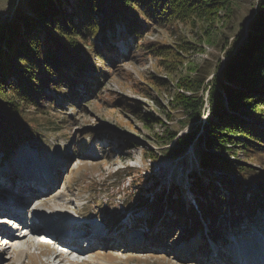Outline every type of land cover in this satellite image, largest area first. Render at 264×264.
<instances>
[{
    "label": "rangeland",
    "instance_id": "rangeland-1",
    "mask_svg": "<svg viewBox=\"0 0 264 264\" xmlns=\"http://www.w3.org/2000/svg\"><path fill=\"white\" fill-rule=\"evenodd\" d=\"M17 1L0 0L1 19L12 17ZM79 1L62 0L61 7L72 11L79 6ZM230 1L228 6H220L212 22H207L195 12H190L181 20L176 17L170 22L159 18L153 21L142 13L141 7L130 4L126 10L127 22H117L113 27L108 26L104 32L101 31L105 35L102 40L97 36L87 38L85 42L79 38L82 59L89 60L95 69L86 65L82 76L76 73V69L64 67V73L68 74L65 75V82L58 87L73 94L76 101L88 90H96L94 94L81 99L75 107L71 106L72 98H63L57 91H48L47 96L34 102L38 105L32 104L35 100L24 105L21 109L24 117L21 124L39 130V134H27L22 128L25 126H18L16 139L20 142L13 145V151L10 148L12 152L5 153L0 148V198H3L4 207L8 208L12 200L6 196L14 200L24 197L23 193L18 194L3 186V179L16 175L38 178L36 175L46 174L49 178H57V183L47 192L55 190L49 195L52 198L49 197L43 208L44 213L48 214L44 217L47 221L83 231L104 224L109 232L105 240H92L91 247L87 249L75 247V250H71L74 246L68 245L67 248L56 241L53 238L55 236L51 234L48 237L45 229H40L28 243L27 254L8 250L6 252L9 254H5L7 257L2 256L4 259L0 264H234L222 262L233 254L231 250L237 245L234 233H241L239 246L250 245L257 240L250 236L258 235L261 231L264 233L263 200L248 213L228 222L227 226L223 223L229 217L228 214L224 218L220 216L217 221L220 229L216 230L211 220L206 221L208 229L203 231L182 229L179 222L184 223V219H179L174 229H165L161 223L150 228L149 218L155 210L151 208V201L154 200L155 192L167 191L171 184H177L184 200L183 205L187 207L188 194L192 192L190 189L193 188L196 173L203 182L210 180L211 175L212 178L216 177L218 185H221L218 176L229 175L234 180V188L239 180L243 181L241 185L256 190L255 185H250L251 180L235 172L214 170L210 177L201 173L198 136L204 133L203 122L209 114L208 104L203 107L204 115L200 123V119L194 120L176 103L179 93L190 95L192 92L180 88L182 83L188 79H199L203 75L207 77L205 84L210 83L209 80L227 59V51L232 49L234 53L245 45L248 22L259 0ZM74 21L80 22L79 18ZM74 30L69 31L72 34ZM71 34L69 37H73ZM78 37L81 35L78 34ZM61 41L70 44L69 41ZM96 57H103V62H97ZM5 90L6 94L13 95L8 88ZM255 90V94L264 96V88L257 86ZM100 91L104 92L101 96L98 94ZM96 96L98 99H95ZM258 98L261 99V96ZM205 99L208 101L207 93ZM2 101L6 102L7 99ZM252 107L258 110L264 107V103L254 102L249 107L241 106L237 115L254 122L264 131V119L257 120L256 111L253 116L245 115ZM42 109H49L51 113L43 114ZM3 112L1 107L0 113ZM150 114L159 120L151 123L148 120L153 119ZM40 125L42 127L38 128ZM167 126L177 131L178 136L187 133L192 135V132L197 131L186 149L182 153L178 152L180 154L176 153L178 156L167 154V150L163 149L166 145L159 142V136H166ZM260 143L264 145L263 141ZM174 145L172 141L170 146ZM239 145H234L230 154L240 162V166H248L254 172H264V153L259 154L254 148L252 152L244 151V145ZM152 149L158 152V157L151 155ZM257 149L264 150V146ZM6 155H9L7 159ZM76 165H80L73 176L77 180L67 185ZM222 186L224 191H220L226 193L228 189ZM142 195L150 199L149 204L141 201ZM38 196L30 198L27 195L18 211L29 212L34 205L33 200ZM246 205L242 202L240 209ZM162 210L172 214L174 209L167 201ZM6 212V209L0 207V216L11 214L9 212L7 215ZM6 225L11 228L9 223ZM248 230L250 232L246 233ZM147 233L163 236L160 246L156 242L147 243ZM142 236L145 237L144 241H140ZM185 236L189 241L185 239L182 242ZM211 237L221 243V250L215 254L205 256L187 251L191 245H205L213 241ZM107 239L111 243H106ZM87 244L86 239H81L83 247ZM174 248L180 249L179 253ZM60 249L65 252L62 250L61 253ZM114 249L121 250L129 257L121 253L116 256ZM144 251L149 257L141 260L138 254ZM193 254L195 257L190 256Z\"/></svg>",
    "mask_w": 264,
    "mask_h": 264
},
{
    "label": "trees",
    "instance_id": "trees-1",
    "mask_svg": "<svg viewBox=\"0 0 264 264\" xmlns=\"http://www.w3.org/2000/svg\"><path fill=\"white\" fill-rule=\"evenodd\" d=\"M61 2L62 0H19L9 20L0 18V73L2 74H0V101L7 99L6 102H0V108L4 109V112L0 113V148H3L6 153L13 151V145L20 142L16 139L18 126H25L22 128L27 134H39V130L20 122L24 120L21 109L25 107L24 105L31 104V100H35L33 105H38L34 102H39L42 96H47L48 91H57L63 95V98H72L71 105L75 107L85 96L94 94L96 88L88 90L76 101L73 94L58 87L65 82V75L68 74L64 73V67H72L76 69L78 75L82 76L86 65L95 69L89 60L82 59L83 53L79 51L78 45L79 38L84 39V42L87 38L93 39L96 36L102 40L105 35L101 31L104 32L108 26L113 27L117 22H127L126 10L130 4L141 7L142 13L153 21L154 18H159L170 22L176 17L181 20L190 12H195L207 22H212L220 6H228L231 1L80 0L79 9L77 7L72 11L62 9ZM251 17L245 45L234 53L232 49L227 51V59L220 70L209 80L210 83L205 84L207 79L205 75L199 79L193 81L188 79L182 83L180 88L193 91V93L190 95L179 93L176 103L177 107L183 108L191 118L200 119L202 123L203 107L206 104L205 94L207 93L208 120L203 122L204 133L198 136L201 173L210 177L212 172H215L214 170L222 172L221 170L224 169L225 172H235L251 180L250 185H255L256 190L241 185L243 181L239 180L234 188V180L229 175L218 176L221 181V185H218L215 182L216 177L212 178L211 175L210 180L203 182L196 173L193 188L190 190H192L191 193L197 206L188 201L185 207L178 185L171 184L168 191L164 189L162 192H155L154 200L151 201V208L155 210L149 218L150 228L161 223L165 225V229H174V224L179 222V219L180 221L184 219V223L179 222L182 229L203 231L208 229L205 222L211 220L215 223L214 230H216L220 229V225L217 224L220 216L224 218L226 213L228 214L229 217L223 223L227 226L228 222L231 223L241 214L254 209L262 202L261 200L264 201V172H254L248 166H240V162L230 154L233 152L232 147L236 144H240V147L244 145V151L252 152L254 148L255 152L264 153V150L257 149V147L264 146L260 143V141L264 142L262 128L237 115L241 106L249 107L254 102L264 103V96L255 94L257 86L264 88V0L257 2L255 13ZM76 18H79L80 22L74 21ZM69 30L74 31L71 34ZM99 32L101 33L98 34ZM70 34L73 37H69ZM78 34L81 37H78ZM61 40L69 41L70 44H64ZM95 59L97 62H103V57ZM12 76H14L13 80ZM6 88L13 95L6 94ZM70 89L73 88L70 86ZM103 93L98 92L100 96ZM258 96H261V99ZM95 99L98 97L96 96ZM48 102L54 105L53 102ZM254 111L258 113L257 120L264 119V107L258 110L252 107L249 112H245V115L253 116ZM41 112L51 113L49 109H42ZM150 115L153 118H148L151 123L159 120L158 117H154V114ZM41 127L42 125L38 128ZM166 130H168L166 136H159L158 139L163 146L166 145L163 149L167 150L164 151L170 155L185 150L197 132H192V135L187 133L178 136V132L169 129L168 126ZM18 133L24 138L21 132L18 131ZM172 141L175 143L173 147L170 146ZM10 148L12 149L9 151ZM153 154H155L154 157H158V152L154 149L151 150V155ZM259 154L257 155L260 156ZM79 169L80 167L70 176L67 185L70 181L77 180L73 176ZM222 185L228 189L226 193L220 191H224ZM247 190L249 193H246ZM141 199L142 202L150 203V199L145 195L144 197L142 195ZM167 201L168 205L174 209L172 214H166L162 210ZM242 202L247 205L240 209ZM245 215L249 216V214ZM179 231L184 234L183 230L179 229ZM146 235L154 236L149 233ZM184 239L188 237L185 236ZM208 251L209 243L192 248L193 253L202 255H208Z\"/></svg>",
    "mask_w": 264,
    "mask_h": 264
},
{
    "label": "bare ground",
    "instance_id": "bare-ground-1",
    "mask_svg": "<svg viewBox=\"0 0 264 264\" xmlns=\"http://www.w3.org/2000/svg\"><path fill=\"white\" fill-rule=\"evenodd\" d=\"M114 44H115V41H114ZM79 167H80V165H76L75 170ZM9 174H10V176H12L10 172H9ZM36 176L38 178H35V177L30 178V177H28V175L26 177H19V175H16L15 177H12L9 179H3L1 181L3 186H5L6 188H9L12 191H15L18 193H23V195H24V197H19L18 199L13 200L16 202L10 203V206L8 208L4 207L3 201L0 200V207L6 209V211H8V212H6L7 215H9L8 213L10 212L11 214L9 216H11V218H14V217H19L21 219L23 218L25 220L24 224L27 223L28 225L34 227L36 230V233L40 229H45V231L47 232L46 235L48 237H50L52 234L53 236H55L53 238L56 239V241L63 244V246H65L67 248H68V245H69V247L74 246V248H71V250H75V247H77L79 249H84V248L87 249L88 247H91L92 240H95V241L105 240L106 234L109 232V230L104 224L101 227L100 226L99 227H91L89 229H84L85 231H83V230H79V229L68 228V226H66L62 223L60 224V223L54 222V221L49 222V221H47V218H44L45 215H48V214H44L42 216V219H41V217H36L35 219H30V217H28L25 212H19L18 208L22 204L25 203L24 200H25V198H27L26 197L27 195H29L30 198H33L34 196L36 197L39 195L37 197V199L35 200L36 202L37 201L39 202V204L34 205L35 211H37V208L43 204V201H44V203H46L50 198H52L49 196L51 194L48 195L47 192L49 191V189L54 187V185L57 183V178H55V177L49 178L46 174H40V176H38V175H36ZM27 180H34V181L33 182H27ZM30 198H28V199H30ZM26 201H27V199H26ZM16 209H17V211H16ZM38 211H40V209H38ZM43 212L44 211H42V212L40 211V213L38 215L41 216V214ZM5 217H7V216H0V218H1L0 224H3V225H0V236H6L5 238H10V239H6V240L18 241L15 244L12 243V244H10L9 247H7V249H11L12 247L15 248L16 245L23 244L25 235L19 236V237L16 236L19 234V232L14 231L13 226H11V228L6 226V224L9 223V219L5 218ZM43 220H45V221H43ZM10 223H12V222H10ZM258 225H260V224H258ZM15 226H17V224H15ZM256 229L258 230L259 227H256ZM249 232H250L249 230L246 231V233H249ZM233 236H234V239L236 240L237 245L234 246L233 249L231 250L233 252V254H230L229 258L226 257L228 259L227 260L224 259L222 261L223 263L228 262V263L240 264L237 260H241L243 262V264L244 263L245 264H260V262L263 261L264 258H262V257H264V233L262 231L258 235L253 234L252 236H250L251 239L257 238V240L252 242L250 245L239 246L238 242H240L242 239L241 233H234ZM35 237H36V235H35ZM83 238L86 239V242H88L87 246H85V247H83L81 245V239H83ZM162 238H164V237L162 236ZM258 238L263 239V240H258ZM146 239H147V242H152V241H155L158 243L161 242V241H159V240H161V238L156 236V235L151 236V237L148 236V237H146ZM144 240H145V237L142 236V239L140 241H144ZM212 240L213 241L209 242V251H208L209 254H208V256L211 255L212 253L215 254L216 251L221 250V246H220L221 243H217V241H215L214 239H212ZM8 242L9 241H5V243H8ZM105 242L111 243V241L109 239H107ZM231 244L232 243L229 244V247H231ZM148 246H151V245H148ZM159 246H160V244H159ZM190 248H193V246L191 245ZM190 248L188 250H190ZM15 250H18L19 254H24V253L27 254L29 252L28 243H27V245L20 247V248H17V249H13L12 251H15ZM62 250L63 249H60L59 251L61 253H63V251L65 252V250H63V251ZM116 250L117 251H113L116 256H119L118 253L123 254V252L121 250H118V249H116ZM175 251L177 253H179V249H175ZM123 255H125V254H123ZM138 255H140L141 260L142 259L146 260V258L149 257L148 256L149 254H147V252H145V251L138 254ZM146 256H148V257H146ZM250 256H252V257H250ZM4 257H7V256L5 255ZM125 257H129V256L125 255ZM2 259H4V258L1 257L0 261ZM180 259H182V258H180ZM128 260H129V258H128ZM139 260L140 259H138V261ZM211 261H213V260L211 259ZM219 264H222V263L219 262Z\"/></svg>",
    "mask_w": 264,
    "mask_h": 264
},
{
    "label": "water",
    "instance_id": "water-1",
    "mask_svg": "<svg viewBox=\"0 0 264 264\" xmlns=\"http://www.w3.org/2000/svg\"><path fill=\"white\" fill-rule=\"evenodd\" d=\"M2 20H3V19H2ZM8 20H9V19H8ZM250 20H251V19H250ZM250 20H249V22H250ZM249 22H248V23H249ZM248 26H249V25H248ZM190 92H191V91H190ZM192 93H193V91L191 92V94H192ZM182 152H183V151H182ZM182 152H180V153H182ZM180 153H178V154H180ZM166 155H167V154H166ZM170 156L173 157V156H178V155H176V154L173 155V154H172V155H170ZM72 162H73V160L71 161V163H72ZM71 163H70V164H71Z\"/></svg>",
    "mask_w": 264,
    "mask_h": 264
}]
</instances>
